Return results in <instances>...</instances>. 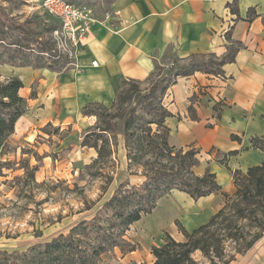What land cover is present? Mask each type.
<instances>
[{
    "label": "crops",
    "instance_id": "0c3cea01",
    "mask_svg": "<svg viewBox=\"0 0 264 264\" xmlns=\"http://www.w3.org/2000/svg\"><path fill=\"white\" fill-rule=\"evenodd\" d=\"M104 1L106 6L97 11L100 21L74 50L71 70L57 73L11 67L13 77L20 78L16 71L26 72L20 78L25 86L21 96L28 99V84L43 75L41 80L50 94L68 111L90 104L112 105L125 81L143 83L158 67L167 69L175 61L221 59L239 44L235 61L223 65L221 74L196 72L179 77L163 102L172 113L166 120L171 146H196L201 152L199 175L211 171L223 192L233 193L234 172L246 173L264 162V152L252 145L254 138H264V0ZM107 11L113 14L110 20L104 18ZM94 61L97 67L92 65ZM223 203L221 195L194 200L179 190L162 197L147 215L153 231L158 230L154 246L164 243L162 230L176 241H185L176 221L185 216L186 227L196 229L208 223ZM142 221L144 218L134 225ZM263 244L264 240L241 261L230 264H264ZM137 253L140 250L127 253L124 260L144 262Z\"/></svg>",
    "mask_w": 264,
    "mask_h": 264
},
{
    "label": "trees",
    "instance_id": "16d2710c",
    "mask_svg": "<svg viewBox=\"0 0 264 264\" xmlns=\"http://www.w3.org/2000/svg\"><path fill=\"white\" fill-rule=\"evenodd\" d=\"M67 1L76 3L77 0ZM53 23L50 26L52 31L59 28L58 22ZM14 27L27 37L31 36L24 24H15ZM0 42L3 43V39ZM23 47L8 59L0 56V65L58 70L60 59L64 60L63 64L68 63L69 57L54 49L46 52L52 62L45 63L39 52L31 60L34 58L32 51ZM240 47L235 44L221 59L210 57L207 61H195L179 68L175 61L165 70L159 67L155 81L145 91L140 89L139 83L129 82L119 91L110 107L101 104L84 107V115L97 117L95 126L86 135L87 139L97 137L102 144L96 145L99 155L95 163L114 154L112 147L116 141V126L113 123L119 118L123 122L122 136L130 167H142L144 181L136 185L130 182L120 184L91 219L81 220L67 233L36 243L23 251L0 249V264H105V258L115 249H124L125 245H129L125 237L130 228L150 215L157 202L174 190L185 192L194 200L221 194L224 206L207 224L192 232L177 223L186 240L176 241L166 233L164 243L152 248L154 264H201L194 257L197 252L202 253L210 264H230L237 255L249 251L264 236V162L251 167L246 174L236 171L235 193L223 192L214 173L207 170L203 175L196 174L195 170L201 163L197 158L200 151L194 147L177 149L171 146L170 130L164 124L172 113L163 103L168 89L177 83L179 77L196 72L221 74V67L235 61ZM24 87L18 77H10L0 84V159L10 152L9 139L16 133L18 121L27 112L26 99L20 94ZM129 94L134 95V102L124 108ZM143 99L155 100L145 112H161L160 120L139 111ZM102 122L106 125L101 126ZM153 126H157V130ZM252 145L264 152V138H254ZM2 163L0 161V175L5 165ZM134 251L136 247L131 246L126 252Z\"/></svg>",
    "mask_w": 264,
    "mask_h": 264
},
{
    "label": "rangeland",
    "instance_id": "374dc122",
    "mask_svg": "<svg viewBox=\"0 0 264 264\" xmlns=\"http://www.w3.org/2000/svg\"><path fill=\"white\" fill-rule=\"evenodd\" d=\"M104 2V0L76 1L77 4L92 7L98 22L100 19L97 11L100 12L106 6ZM42 3L43 0H0V39H3V43L0 42V56L2 58L8 59L21 50L19 48L22 46L32 51L34 58L31 60H34L39 52L45 63L52 62L46 53L50 49L57 50L65 56L66 53L63 54L58 50L53 38L55 30L52 31L50 26L54 25V20L42 8ZM108 13L109 16H105V20L113 17V14L108 11L104 14L108 15ZM15 24H24L31 32V36L27 37L15 29ZM66 56L69 57L68 63L63 64L64 60L60 59L58 70L46 69L57 73L68 72L73 68L74 56L71 57L69 54ZM207 60L206 58H189L184 63H176V67ZM3 66L0 65V84L15 75V69L11 68L13 66L10 65V68ZM159 69L158 67L148 81L139 83L141 90L145 91L152 85L159 74ZM162 69L165 70V68ZM16 72L20 74V78L27 76L26 72ZM43 77L42 75L28 84L27 112L19 120L16 133L9 139L10 152L0 159L2 164H5L0 175V249L23 251L36 243L67 233L81 220L91 219L120 184L130 182L131 185H136L141 184L145 179L142 175L144 174L142 167H130L122 136L123 122L117 118L113 123V126H116V141L114 140V147H112L114 154L109 159L105 158L100 163H95L99 155L96 145L102 144L98 142L97 137L87 139L86 135L95 126L97 117L84 115V108L74 112L68 111L66 106L61 104L60 99H54L53 93L50 94L49 87H46V83L41 80ZM129 82L132 80L123 82L121 89ZM132 102H134V95L129 94L127 102L123 105L124 108ZM150 103H155V100L143 99L139 111L151 118L158 117L157 119L160 120L161 112H145V109L151 108ZM100 125L106 124L102 122ZM153 129L157 130V126H153ZM161 131L165 132L163 128ZM193 147L200 151L196 146ZM197 158L201 162L200 155ZM216 158L224 162L223 156L217 155ZM195 172L198 175L201 174V167L196 168ZM221 197L224 202L223 195ZM148 216L143 217L144 221L130 228L125 237L129 245H125L124 249H115L105 258V264H139L124 260V256L130 253L126 251L131 246H135L136 251L140 250L141 253L137 254L145 259L140 264H154L152 248L159 236L156 235L158 230L153 231L154 228ZM182 217L184 221L179 219L176 224L179 223L192 232L194 229L187 228L186 217ZM157 227L160 229L159 225ZM148 231L151 233L148 234ZM161 232L158 234H161L165 240L168 232L164 230ZM262 239L264 240V236ZM261 240L256 244L260 245L263 242ZM249 251L237 255L235 261L238 259L241 261ZM194 257L201 264H210L200 252L195 253Z\"/></svg>",
    "mask_w": 264,
    "mask_h": 264
},
{
    "label": "built area",
    "instance_id": "2783aa9c",
    "mask_svg": "<svg viewBox=\"0 0 264 264\" xmlns=\"http://www.w3.org/2000/svg\"><path fill=\"white\" fill-rule=\"evenodd\" d=\"M42 8L59 23V28L53 33L58 50L73 57L74 50L97 22L95 10L88 5L67 0H43ZM105 16H109V13ZM92 65L97 67L98 62L94 61Z\"/></svg>",
    "mask_w": 264,
    "mask_h": 264
}]
</instances>
